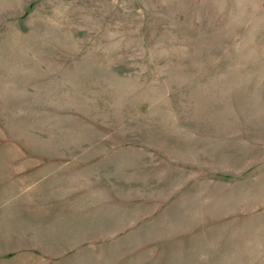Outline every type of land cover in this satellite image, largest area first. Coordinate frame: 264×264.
Here are the masks:
<instances>
[{"label": "rangeland", "instance_id": "374dc122", "mask_svg": "<svg viewBox=\"0 0 264 264\" xmlns=\"http://www.w3.org/2000/svg\"><path fill=\"white\" fill-rule=\"evenodd\" d=\"M0 264H264V0H0Z\"/></svg>", "mask_w": 264, "mask_h": 264}]
</instances>
